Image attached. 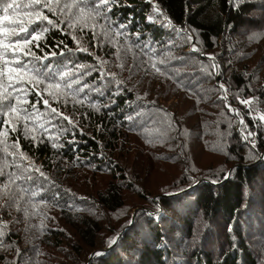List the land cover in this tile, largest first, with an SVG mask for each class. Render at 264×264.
<instances>
[{"label":"trees","instance_id":"obj_1","mask_svg":"<svg viewBox=\"0 0 264 264\" xmlns=\"http://www.w3.org/2000/svg\"><path fill=\"white\" fill-rule=\"evenodd\" d=\"M72 2L8 12L48 16L22 59L79 81L26 85L27 120L0 34V264H264V0H112L83 30Z\"/></svg>","mask_w":264,"mask_h":264},{"label":"snow or ice","instance_id":"obj_2","mask_svg":"<svg viewBox=\"0 0 264 264\" xmlns=\"http://www.w3.org/2000/svg\"><path fill=\"white\" fill-rule=\"evenodd\" d=\"M6 2V0H5ZM112 0H73L71 4H65L64 8H70L75 9V11L72 12V16L74 18V25H69L70 27H73L75 25L81 26V30L83 28H86L89 26V21H95L96 17L101 16V9L107 7ZM40 4V0H33V3L31 5H28L27 7H35L36 5ZM20 7V5L15 4L14 0L12 3H6V7L3 5H0V11L4 13L2 17H0V34H4V39L14 38V44H8L4 45V47L7 49L9 47H14L15 51L13 52V55H19L21 58L15 59L11 62H5V63H11L15 65L14 67H10L7 69L8 73V81L9 83L8 87H11L13 91L15 92V96L13 93L7 92V90L4 91L2 94L3 100L11 102L12 99L17 100V106L9 107L10 113H15L18 120H27L29 118V112L28 109L22 107L20 102V97L24 96L26 97L29 93V88L26 87V85H31L32 89H35L38 85H45V92H48L49 95L56 96L57 94L63 96L69 94L66 90L72 89L73 83H79L78 80L71 81V82H65L67 78L72 76V73L70 72H64L61 74L58 78V81L55 77L52 76H45L41 71H39L35 64L32 63V61H25L22 59V57H27L31 55L33 57V60H39L40 57L35 56V53L31 52V49L28 48L30 44H32L34 41H38L41 37L39 34L33 35L35 32V29L31 26L33 24H36L37 22L41 21H47L49 24H52L53 21L48 18V16L43 15V12H36L35 16L36 19H19V20H13L11 17H9L8 12L11 10L13 12H16V10ZM43 8H47L49 12L54 11V6H51L50 4H44L42 6ZM63 11V8L61 9ZM25 16L30 15L29 13L25 12ZM3 21H10L9 25L7 27L3 26ZM95 26L94 24L92 25ZM18 29V30H17ZM43 32H47L48 29L45 28L42 30ZM107 35V33H105ZM119 35V33H117ZM75 39V37H73ZM0 44H2V41H0ZM39 45L37 44V47ZM81 51H86V49L81 48ZM3 54L0 53V56ZM47 59V57H44ZM31 65V67H29ZM155 67V65H153ZM159 71V69H156ZM5 65L0 64V87L3 86V80L5 77ZM52 81V82H48ZM17 85L19 87H17ZM63 85V87H62ZM51 90V91H50ZM83 89H80L79 91H82ZM42 95V94H41ZM26 102V101H24ZM43 103L45 106H48L49 102L48 100H43ZM244 103H247V101H244ZM95 107V105H93ZM19 107V111L17 110ZM32 109L35 110V105H31ZM53 113L56 112V110L53 108L51 109ZM20 113H24L23 116L20 115ZM261 119H264V116L260 117ZM64 119H68L70 121V118L64 117ZM2 122V121H0ZM15 129L13 128V131ZM27 134V131H26ZM251 135V134H249ZM247 138V137H245ZM55 146V145H54ZM15 147V145H13ZM7 149V145L5 146V151ZM22 155V153H21ZM27 171V169H25ZM37 171H39L37 169ZM0 174H2V169H0ZM41 176H43V173H40ZM16 179H20V177H16ZM27 179H31V177H27ZM12 183V181H10ZM21 191H27V189H21ZM38 193L33 192L32 195L35 196ZM0 235H3L0 233Z\"/></svg>","mask_w":264,"mask_h":264},{"label":"rangeland","instance_id":"obj_3","mask_svg":"<svg viewBox=\"0 0 264 264\" xmlns=\"http://www.w3.org/2000/svg\"><path fill=\"white\" fill-rule=\"evenodd\" d=\"M218 81V80H217Z\"/></svg>","mask_w":264,"mask_h":264},{"label":"water","instance_id":"obj_4","mask_svg":"<svg viewBox=\"0 0 264 264\" xmlns=\"http://www.w3.org/2000/svg\"><path fill=\"white\" fill-rule=\"evenodd\" d=\"M92 254V253H91Z\"/></svg>","mask_w":264,"mask_h":264}]
</instances>
